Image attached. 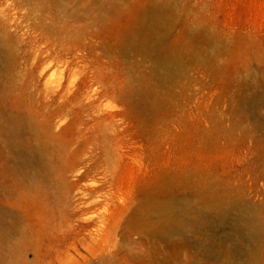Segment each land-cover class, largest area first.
<instances>
[{"label":"rangeland","instance_id":"374dc122","mask_svg":"<svg viewBox=\"0 0 264 264\" xmlns=\"http://www.w3.org/2000/svg\"><path fill=\"white\" fill-rule=\"evenodd\" d=\"M156 11L166 16L157 21ZM143 33L185 58L186 43L204 54L211 49L208 42L216 44L225 51L219 63L229 62L224 74L247 76V103L252 87L264 85V0H0V108L10 106L15 114L28 110L38 118L28 115L30 121L40 122L63 144L72 141L80 156L86 150L82 166L91 173L73 200L85 207L94 183L102 185L104 201L84 217L107 207L122 226L135 212L137 220L149 217L144 223L157 220L144 210L147 193L190 172L232 188L242 204L220 221L204 220L198 233L172 230V240L158 255L161 264H264V128L258 127L264 107L257 119L241 120L233 113L238 98L224 85V74L199 62L190 63L174 82L162 83L157 51H145L138 39ZM15 122L25 133L20 124L26 123ZM232 125L238 127L236 145L226 141ZM2 142L0 130V149ZM108 158L116 171L114 185L104 170ZM30 159L35 172L37 162ZM199 180L194 176L192 184ZM174 184V197L199 203ZM112 191L114 205H105L102 194ZM8 236L7 246L18 234ZM144 241L154 254L160 247L154 237ZM82 249L69 252L75 260L69 264L82 263L87 254Z\"/></svg>","mask_w":264,"mask_h":264},{"label":"bare ground","instance_id":"6f19581e","mask_svg":"<svg viewBox=\"0 0 264 264\" xmlns=\"http://www.w3.org/2000/svg\"><path fill=\"white\" fill-rule=\"evenodd\" d=\"M153 16L161 21L166 13L156 11ZM138 39L145 51L149 47L157 51L155 66L162 83L174 82L190 63L199 62L217 76H222L229 66V62L219 63L225 51L211 42L207 43L211 49L206 54L193 43H186L188 58H185L184 53L175 49L165 51L147 33L139 34ZM246 71L249 75L251 69ZM222 80L226 87L234 89V96L238 98L232 101L233 113L241 120L257 119L258 110L264 107L262 82L252 87V101L247 103L243 98L245 89L250 87L247 76L238 80L235 74H224ZM24 110L21 108L15 114L10 106L4 110L0 108V130L3 136L0 149V264H53L54 260L60 264H69L75 261L73 257H69V252L78 251L81 247L87 253L81 255L83 264H161L164 259L158 255L162 254V244L172 240V230L185 233L190 228L198 233L204 220L220 221L242 204L233 198L234 190L226 187L223 182H211L202 174L190 172L179 175L176 179H165L158 191L147 193L143 201L144 210L151 217L158 215L160 218L156 217L157 220L144 223L149 217L137 220L136 212H132L122 226L107 207L101 213L84 217L92 209L101 207L104 201L100 198L102 185L94 183L90 185L85 207H79L75 204L76 200H73L74 191L81 188V182L91 173V169L85 171L82 166V161L89 155L85 149H81L83 155L80 156L72 141L70 144H63L55 135L47 133L40 122L30 121L28 115L31 120L38 118ZM15 118L26 123L20 124L25 133L18 132ZM258 127L264 128V123H258ZM237 130V125L230 126L226 137L228 144H237ZM101 150L105 154V150ZM17 151L23 153V159ZM31 155L39 168L35 172L31 170ZM42 158L48 160L43 162ZM9 160H13V164H9ZM105 160L106 176L114 185L115 167L110 165L109 158ZM98 161L96 159V162H92L96 165ZM78 170L81 171L80 174L70 179V175ZM197 175L200 176L199 182L192 184V178ZM176 182L184 186L191 196L198 198L199 203L189 202V196L183 199L174 197L172 189ZM102 195L108 200L105 205H114L116 191ZM249 211L246 209V212ZM93 225L95 227L90 230L89 227ZM120 227L123 229L119 235ZM7 234H18L15 242L10 240L12 242L8 246L5 243ZM145 236L154 237L160 246L159 249L156 248L155 254L151 249L145 248ZM85 244L88 246L84 247Z\"/></svg>","mask_w":264,"mask_h":264}]
</instances>
